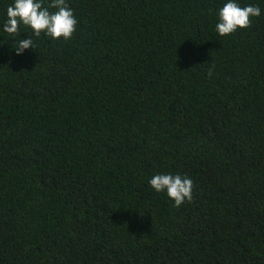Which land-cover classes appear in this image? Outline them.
<instances>
[{
    "label": "trees",
    "instance_id": "obj_1",
    "mask_svg": "<svg viewBox=\"0 0 264 264\" xmlns=\"http://www.w3.org/2000/svg\"><path fill=\"white\" fill-rule=\"evenodd\" d=\"M227 2L66 0L53 39L0 0V264H264V0L220 36Z\"/></svg>",
    "mask_w": 264,
    "mask_h": 264
},
{
    "label": "clouds",
    "instance_id": "obj_2",
    "mask_svg": "<svg viewBox=\"0 0 264 264\" xmlns=\"http://www.w3.org/2000/svg\"><path fill=\"white\" fill-rule=\"evenodd\" d=\"M49 8H55L57 11L50 12ZM260 15L258 6L240 7L235 0H228L218 12L219 23L216 25V31L220 36L230 35L238 28L249 27L251 17ZM21 23L30 27L37 37L44 32L53 39H69L76 30L77 20L66 0H51L48 7L43 6V0H14V4L7 8L3 31L10 36L19 35ZM33 45L31 38L20 39L15 47L16 54H22ZM212 71L213 69H209L210 76ZM149 184L157 192L166 191L167 196L175 201V207H180L186 200H193V180L186 176L157 174L150 179Z\"/></svg>",
    "mask_w": 264,
    "mask_h": 264
}]
</instances>
